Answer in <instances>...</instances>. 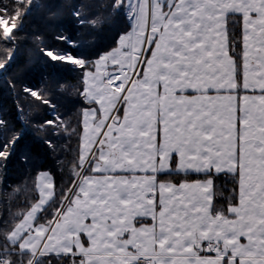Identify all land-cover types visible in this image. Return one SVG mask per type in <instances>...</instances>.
Wrapping results in <instances>:
<instances>
[{"label":"crops","instance_id":"crops-1","mask_svg":"<svg viewBox=\"0 0 264 264\" xmlns=\"http://www.w3.org/2000/svg\"><path fill=\"white\" fill-rule=\"evenodd\" d=\"M233 15L245 21L242 85L230 48ZM263 35L264 0H173L158 35L153 167L94 163L52 218L35 224L56 196L53 175L40 172V199L19 227L21 235L35 228L36 245L19 254L57 264H135L138 255L153 264H264V89L250 85L253 67L264 65ZM210 173L240 175L236 217L213 213L211 177H166ZM10 240L20 242L17 233Z\"/></svg>","mask_w":264,"mask_h":264},{"label":"trees","instance_id":"trees-1","mask_svg":"<svg viewBox=\"0 0 264 264\" xmlns=\"http://www.w3.org/2000/svg\"><path fill=\"white\" fill-rule=\"evenodd\" d=\"M129 4L130 0H0V149L7 145V155H0V253H8L13 264H26L19 241L13 243L10 235L40 199L39 173L53 175L56 196L35 224L44 216L52 218L76 181L84 157V112L98 105L87 99L86 72L131 31ZM244 25L242 15L229 17L240 85ZM8 27H13L10 35ZM206 176L214 182L213 213L236 217L230 209L240 204V175H166L174 182Z\"/></svg>","mask_w":264,"mask_h":264},{"label":"rangeland","instance_id":"rangeland-1","mask_svg":"<svg viewBox=\"0 0 264 264\" xmlns=\"http://www.w3.org/2000/svg\"><path fill=\"white\" fill-rule=\"evenodd\" d=\"M172 2L173 0H130L128 8L132 18V29L126 35L129 39L128 49L123 48L124 39L121 38L119 46L113 52L103 55L99 62L95 63V67L90 64L92 70L86 72L87 99L97 102L98 105L84 112L82 140L84 157L81 161L82 167L76 171V181L73 186H77L81 176L83 177L94 163V168H100L101 165L129 169L153 167L157 154L155 105L158 95L157 50L154 45L159 37L164 16ZM255 21L257 22H254V26H263V21ZM12 29L13 27L7 28L8 35ZM149 53L150 55L147 56ZM68 60L73 59L68 58ZM253 71L256 78L250 85L264 89V65L253 67ZM114 73L126 77L119 89L112 87L109 82V76ZM116 117L120 119L119 122L114 121ZM108 153L111 155L106 157ZM107 158H109L108 162H106ZM102 162L104 164H101ZM84 183L85 181L82 186ZM73 186L64 200L73 190ZM40 190L43 192L44 185L40 186ZM152 192L147 190L145 195ZM155 203L150 204V207L156 208ZM151 218L153 219V216ZM227 223L220 224V232H227ZM228 224L231 230V218ZM238 225L239 223L235 226L237 233ZM32 232L22 235L20 229L14 232L20 240L21 251L35 248L37 241L35 228ZM259 234L254 233L256 237H259ZM1 255L7 256V264H13L8 253H0ZM22 257L26 264L55 263L52 256L40 255L37 259Z\"/></svg>","mask_w":264,"mask_h":264},{"label":"bare ground","instance_id":"bare-ground-1","mask_svg":"<svg viewBox=\"0 0 264 264\" xmlns=\"http://www.w3.org/2000/svg\"><path fill=\"white\" fill-rule=\"evenodd\" d=\"M125 78L126 77L123 74L114 73L109 76V82L112 87L119 89L122 87V83Z\"/></svg>","mask_w":264,"mask_h":264},{"label":"built area","instance_id":"built-area-1","mask_svg":"<svg viewBox=\"0 0 264 264\" xmlns=\"http://www.w3.org/2000/svg\"><path fill=\"white\" fill-rule=\"evenodd\" d=\"M222 253H224V250H221ZM7 263V257L6 256H1L0 257V264H6ZM152 257L150 256H144V255H140L137 258V262L136 264H152Z\"/></svg>","mask_w":264,"mask_h":264},{"label":"water","instance_id":"water-1","mask_svg":"<svg viewBox=\"0 0 264 264\" xmlns=\"http://www.w3.org/2000/svg\"><path fill=\"white\" fill-rule=\"evenodd\" d=\"M128 44H129V39H128L127 37H125V38H124L123 48L127 50L128 47H129ZM114 121H115V122H119L120 119H119L118 117H116Z\"/></svg>","mask_w":264,"mask_h":264},{"label":"snow or ice","instance_id":"snow-or-ice-1","mask_svg":"<svg viewBox=\"0 0 264 264\" xmlns=\"http://www.w3.org/2000/svg\"><path fill=\"white\" fill-rule=\"evenodd\" d=\"M77 59H79V58H77ZM25 90L28 91V88H26ZM45 123L48 124L49 121H46ZM16 139L18 140L19 137H17ZM49 143H51V142L49 141ZM13 144H14V142H13ZM6 147H7V145H5L3 149H0V155H7V153H6Z\"/></svg>","mask_w":264,"mask_h":264}]
</instances>
